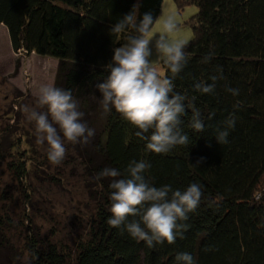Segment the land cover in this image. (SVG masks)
I'll list each match as a JSON object with an SVG mask.
<instances>
[{
	"label": "trees",
	"instance_id": "16d2710c",
	"mask_svg": "<svg viewBox=\"0 0 264 264\" xmlns=\"http://www.w3.org/2000/svg\"><path fill=\"white\" fill-rule=\"evenodd\" d=\"M174 1L179 9L197 7L190 20L194 35L184 49L190 59L174 84L187 97L186 104L199 109L205 129L189 127L188 110L181 127L189 145L156 154L145 150L146 141L135 135L138 129L114 108L103 110L95 84L108 75L103 66L113 49L136 34L131 28L113 34L111 26L130 12L138 22L150 11L156 22L164 0H0V27L7 28L12 49L56 59L54 85L71 91L95 132L90 148L66 144L60 165H52L46 152L38 155V146L29 143L23 130L13 140L0 139V167L5 164L16 182L29 187L32 174L47 176L48 168L57 166L60 175L43 180L56 185L81 178L89 196L85 203L92 206L85 230L71 242L54 230L42 233L28 214L7 208L16 190L2 184L0 174V264H175L179 252L192 254L196 264H264V0ZM209 52L214 56L202 63ZM213 76L222 77L214 92L195 90L196 83H213ZM229 87L239 89L238 95ZM232 116L235 127L228 128ZM225 129L227 143L219 144L215 137ZM133 159L150 162L146 175L156 186H203L200 205L182 221L186 230L173 244L150 248L107 223L110 179L95 177L105 167L123 172ZM23 196L26 206L33 204L31 191ZM22 239L21 245L17 241Z\"/></svg>",
	"mask_w": 264,
	"mask_h": 264
},
{
	"label": "clouds",
	"instance_id": "9594fccd",
	"mask_svg": "<svg viewBox=\"0 0 264 264\" xmlns=\"http://www.w3.org/2000/svg\"><path fill=\"white\" fill-rule=\"evenodd\" d=\"M154 22L150 11L138 22L130 12L111 26L113 34L128 28L136 34L129 35L125 43L113 49L111 60L103 66L108 75L95 87L101 94L103 110L107 112L114 108L138 129L135 135L146 141L147 152L166 154L177 145H189V135L181 127L182 117L188 110L192 113L189 121L192 130L201 132L205 124L199 109L191 102L186 104L187 97L175 91L174 79L190 59L184 51L187 42L169 39L177 28L172 16L163 19L158 34H150ZM153 49L170 69V77L162 76L153 66L150 60ZM213 56L214 52H209L201 62L207 63ZM218 78L222 77L213 76V83H196L194 88L201 93H212ZM226 90L234 96L239 93V89L231 87ZM34 95L35 107L25 105L23 113L34 125L36 143L46 146L48 161L60 165L67 154L66 144H87L95 134L94 129L83 120L84 113L79 110L70 90L43 83ZM212 115L214 113L208 118ZM226 124L228 128H234V116L227 119ZM228 135L225 129L215 138L219 144L227 143ZM150 168V162L133 159L123 172L115 167H105L95 179H110L108 225L126 231L137 242L143 241L151 248L165 241L173 244L178 235H183L186 225L182 221L198 208L204 193L203 186L196 182L183 190L173 189L170 184L156 186L146 175ZM175 264H196V261L192 254L179 252Z\"/></svg>",
	"mask_w": 264,
	"mask_h": 264
},
{
	"label": "rangeland",
	"instance_id": "374dc122",
	"mask_svg": "<svg viewBox=\"0 0 264 264\" xmlns=\"http://www.w3.org/2000/svg\"><path fill=\"white\" fill-rule=\"evenodd\" d=\"M197 12L195 5H187L179 9L174 0H164L162 13L152 27L150 34H158L161 30V22L168 16H172L176 23V30L170 34L173 41L188 42L193 38V29L190 23L191 16ZM162 76L165 68L163 59L153 49L150 58ZM19 63V67L17 66ZM58 61L51 57H42L35 53L25 55L16 53L11 46L7 28L0 29V139L2 137L15 139L22 130L29 134V143L38 146V155L44 154L45 147L36 143L34 125L30 123L23 113V107H35V95L37 88L43 83L54 84ZM99 121V118L96 119ZM8 130L6 131V129ZM5 144V143H4ZM83 144V150L90 148V143ZM8 150L7 147H3ZM50 177L60 175V167L48 168ZM75 169V173H76ZM40 177L32 174L31 185L26 187L13 179L11 171L3 164L0 167L2 184L14 185V202H10L7 208L28 214L32 219L33 227H40L41 232L49 234L52 230L59 232V237L69 242L85 230V224L89 218L92 206H87L85 200H89L88 192L81 178H65L59 184H50L45 172L39 171ZM45 174V175H43ZM81 182V183H80ZM31 186V187H30ZM31 191L33 204L26 206L24 203V191ZM15 199V200H14ZM26 209V210H25ZM19 213V212H18ZM23 217V215H22ZM25 219V218H22ZM21 232V231H20ZM19 233V232H18ZM17 235V233L15 234ZM23 244V239L18 240Z\"/></svg>",
	"mask_w": 264,
	"mask_h": 264
},
{
	"label": "crops",
	"instance_id": "0c3cea01",
	"mask_svg": "<svg viewBox=\"0 0 264 264\" xmlns=\"http://www.w3.org/2000/svg\"><path fill=\"white\" fill-rule=\"evenodd\" d=\"M1 27H3V28H4L5 26H4V25H2ZM1 27H0V29H1ZM5 28H6V27H5Z\"/></svg>",
	"mask_w": 264,
	"mask_h": 264
}]
</instances>
